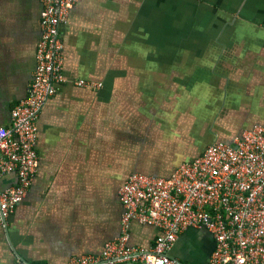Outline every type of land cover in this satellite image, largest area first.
<instances>
[{
	"label": "crops",
	"instance_id": "crops-1",
	"mask_svg": "<svg viewBox=\"0 0 264 264\" xmlns=\"http://www.w3.org/2000/svg\"><path fill=\"white\" fill-rule=\"evenodd\" d=\"M214 1L216 13H196L198 0L76 3L60 26L66 82L40 114L39 171L0 225V264L100 255L121 235L118 189L130 174L169 177L264 126V0ZM41 10L38 0H0V133L28 94ZM129 232L142 247L160 234L136 221ZM214 248L207 230L188 229L170 255L207 264Z\"/></svg>",
	"mask_w": 264,
	"mask_h": 264
},
{
	"label": "built area",
	"instance_id": "built-area-1",
	"mask_svg": "<svg viewBox=\"0 0 264 264\" xmlns=\"http://www.w3.org/2000/svg\"><path fill=\"white\" fill-rule=\"evenodd\" d=\"M41 38L27 96L12 109L0 133V179L16 183L0 189V225L26 197L40 167L38 120L46 103L66 82L60 26L80 0H38ZM79 86L100 84L79 81ZM121 235L100 255L85 254L66 264H181L170 253L188 229H205L215 248L207 264H264V126L230 144L209 147L169 178L130 174L118 189ZM157 227L150 247L130 246V224ZM19 264H29L18 259Z\"/></svg>",
	"mask_w": 264,
	"mask_h": 264
},
{
	"label": "trees",
	"instance_id": "trees-1",
	"mask_svg": "<svg viewBox=\"0 0 264 264\" xmlns=\"http://www.w3.org/2000/svg\"><path fill=\"white\" fill-rule=\"evenodd\" d=\"M195 1H197V0H195ZM210 1V0H209ZM234 2H231V3H229V6L231 7V9H234L233 7H234V4H233ZM199 3H197V5H198ZM223 6H224V4H223ZM219 8H220V4L218 3V2H215L214 0H212V2L210 3V4H207V3H203V5H202V7H201V9H200V11L202 12V11H207V12H209V13H216L217 11H219ZM215 25H217V22H216V24Z\"/></svg>",
	"mask_w": 264,
	"mask_h": 264
},
{
	"label": "rangeland",
	"instance_id": "rangeland-1",
	"mask_svg": "<svg viewBox=\"0 0 264 264\" xmlns=\"http://www.w3.org/2000/svg\"><path fill=\"white\" fill-rule=\"evenodd\" d=\"M198 1H199V4L198 5L196 4V13H199L200 12V9H201L203 3L206 2V0H198Z\"/></svg>",
	"mask_w": 264,
	"mask_h": 264
},
{
	"label": "water",
	"instance_id": "water-1",
	"mask_svg": "<svg viewBox=\"0 0 264 264\" xmlns=\"http://www.w3.org/2000/svg\"><path fill=\"white\" fill-rule=\"evenodd\" d=\"M230 143H232V142H229V143H226V144H230ZM174 172H175V171H174ZM174 172H173V173H174ZM149 176H151V175H149ZM169 177H170V176H169ZM169 177H166V178H169Z\"/></svg>",
	"mask_w": 264,
	"mask_h": 264
}]
</instances>
